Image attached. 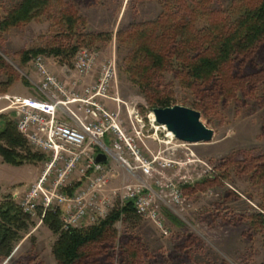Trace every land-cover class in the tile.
<instances>
[{
  "label": "rangeland",
  "instance_id": "374dc122",
  "mask_svg": "<svg viewBox=\"0 0 264 264\" xmlns=\"http://www.w3.org/2000/svg\"><path fill=\"white\" fill-rule=\"evenodd\" d=\"M22 1L0 0V28L10 11ZM262 1L49 0L42 15L5 32L0 29V56L12 71L8 76L14 79L11 89L32 92L35 99H42L38 91L42 78L34 67L38 58L43 59L52 76L64 84L69 92L77 95H83L86 88L99 84L103 68L111 66L114 76L104 104L111 112L120 113L123 127L131 132L123 103L136 107L143 116L153 112L141 87L135 83L138 81L133 80L127 72L139 47L148 45L151 36L160 38L164 29L168 30L170 26L185 28L187 35L184 41L189 44L201 38L206 45L209 40L221 37L228 29L234 28L241 14L254 10ZM157 21L159 27L153 26ZM142 32L147 37L140 39ZM101 34V38H95ZM209 36L212 38L209 39ZM78 39L85 40L86 44L68 63L64 56L59 58L54 55L38 56L28 64L21 61L26 51L66 49L68 45L75 46ZM82 50L97 53L92 71L85 76L75 70V62ZM258 52L260 54L261 49ZM260 59L259 55L255 58L256 65H261ZM234 68L235 65L231 64L221 69L229 96H220L215 102L209 103L205 110H202L204 107L198 85L189 82L186 75L179 78L172 74L164 75L166 85L171 86L168 92L173 91L170 97L173 103L199 112L201 121L214 132L211 143L189 144V148L197 158L216 168L215 176L219 179L214 185L206 183L197 186V191L193 193L188 190L187 196L186 192L183 193L188 204L184 212L170 207L166 194H160L162 199H157L156 203L169 231L167 237L153 223L142 218L118 222L114 228L117 255L113 257V264L127 263H123L118 252L124 250L121 241L128 238L140 242L147 253L146 264H264V225L261 227L260 223L262 220L264 224V185L235 164L221 170V162L239 152L250 153L254 157L264 155V83L254 89L245 86L234 95L231 88L236 81L230 76ZM247 69L249 72L250 68ZM8 77L0 74V83L6 82ZM77 88L82 90L78 91ZM151 133L149 131L148 134ZM157 137L159 140L156 137L146 140L150 152H143L145 158L167 157L170 152L163 151L181 144L174 138L170 145H166L167 140L163 139L161 133ZM109 138L107 144L112 147L114 139L112 136ZM181 151L176 153L177 158L183 157L184 151ZM45 157L46 160L37 165L20 168L2 165L0 202L6 196H23L24 192L37 184L49 167L50 158ZM61 169L62 165L48 172V189H53L58 170ZM108 174L104 194L116 208L118 197L114 192L118 193L123 185L134 183V180L116 157L110 160ZM81 182L83 180L74 175L66 181L65 186L70 189ZM32 220L34 225L16 246L11 259L4 264H57L52 254L57 236L42 224L37 212ZM94 224L87 220L79 229Z\"/></svg>",
  "mask_w": 264,
  "mask_h": 264
},
{
  "label": "built area",
  "instance_id": "2783aa9c",
  "mask_svg": "<svg viewBox=\"0 0 264 264\" xmlns=\"http://www.w3.org/2000/svg\"><path fill=\"white\" fill-rule=\"evenodd\" d=\"M96 55L82 50L75 62L76 72L89 75ZM34 67L42 78L39 92L46 99L12 98L10 101L17 113L18 131L35 152L48 156L50 163L37 184L23 196H13L23 212L33 216L38 208L44 213L61 208L64 230L79 228L87 220L94 224L105 219L114 207L104 194L108 164L95 162L99 154H105L109 160L116 157L134 180L123 185L118 193L114 192L118 205L131 204L140 218L153 223L163 236H169L156 203L162 199L160 194H166L170 207L184 212L188 204L183 188L213 178L216 168L197 158L185 143L168 147L163 151L170 152L167 157L145 158L143 152H150L146 140L154 137L159 140L157 136L161 133L167 140L165 144L170 145L174 136L156 123L153 112L143 116L136 107L124 103L131 132L123 127L120 113L111 112L104 104L114 76L111 66L103 68L99 84L86 88L83 95L69 92L47 71L42 58L35 61ZM149 131L153 134L149 135ZM109 136L114 139L111 149L104 143ZM181 150L183 157L177 158L176 153ZM60 165L62 169L58 170L55 185L48 189V172ZM74 175L84 183L73 196H68L65 183Z\"/></svg>",
  "mask_w": 264,
  "mask_h": 264
},
{
  "label": "trees",
  "instance_id": "16d2710c",
  "mask_svg": "<svg viewBox=\"0 0 264 264\" xmlns=\"http://www.w3.org/2000/svg\"><path fill=\"white\" fill-rule=\"evenodd\" d=\"M47 3L49 0H23L3 20L1 31L5 32L26 24L36 16L42 15L41 12L45 10ZM241 15L234 28L228 29L221 37L216 36L217 38L209 40L206 45L201 38L189 44L184 41L187 35L185 28L170 26L168 30L164 29L160 38L151 36L148 45L139 47L127 72L133 80L138 81L134 82L141 87L142 93L152 105V110L176 106L170 98L173 91L168 92L171 86L166 85L165 74L175 75L176 78L186 75L189 82L198 85L204 107L202 110L209 107V103L215 102L220 96L224 98L229 96L228 85L221 73V69L228 65L229 67L231 64L235 65V68L230 71L231 79L236 81L231 88L232 94L241 92L245 86L254 89L264 83V54H261L264 53V0L254 10H247ZM159 21L153 23V26L159 27L157 26ZM101 36L102 34L95 38L99 39ZM212 36H209V39ZM105 37L109 39V36L105 35ZM145 37L147 36L143 32L139 36L140 39ZM85 40L78 39L75 46L68 45L66 49L29 50L22 54L21 61L23 64H28L38 56L54 55L59 58L64 56L68 63L86 44ZM259 49L262 51L260 54ZM258 55L259 59L261 57L259 61L263 66L255 64L254 60ZM247 68H250V73L247 72ZM11 72L4 58L0 56V74L8 77ZM11 77H8L6 82L0 83V95L7 94L11 89L14 83ZM0 158L4 165L15 168L37 165L46 160L44 155L35 152L29 146L25 137L18 131L14 116L4 114L0 115ZM237 158L240 159L237 161ZM233 164L241 168L244 173H250L259 184L264 185V155L254 157L250 153L239 152L223 160L221 170L228 169ZM218 179V176H214L195 184L193 188L185 187L183 193L186 192V195L188 190L193 193L197 191V186L206 183L214 185ZM82 186L83 182L65 189V193L73 196ZM209 187L213 186H207ZM37 215L42 224L57 236V241L52 248L57 264H113V257L117 255L115 225L120 221L132 222L140 219L131 204L123 207L118 205L105 219L82 229L64 230L61 208L48 210L45 213L42 208H39ZM260 221L263 227L264 224L262 220ZM33 225L32 216L23 212L13 196H6L1 200L0 264L11 259L16 246ZM121 242L124 250H120L118 255L120 253L123 263L146 264L147 253L143 251L138 240L128 238Z\"/></svg>",
  "mask_w": 264,
  "mask_h": 264
},
{
  "label": "water",
  "instance_id": "95a60500",
  "mask_svg": "<svg viewBox=\"0 0 264 264\" xmlns=\"http://www.w3.org/2000/svg\"><path fill=\"white\" fill-rule=\"evenodd\" d=\"M156 123L165 127L174 138L185 144H209L214 140V132L202 121L201 114L193 109L175 106L165 109H154ZM96 164H107L108 156L99 154Z\"/></svg>",
  "mask_w": 264,
  "mask_h": 264
},
{
  "label": "crops",
  "instance_id": "0c3cea01",
  "mask_svg": "<svg viewBox=\"0 0 264 264\" xmlns=\"http://www.w3.org/2000/svg\"><path fill=\"white\" fill-rule=\"evenodd\" d=\"M61 72V71H60ZM64 79L67 78L65 75H61ZM72 90H74V88H71ZM78 91L82 90V88H77ZM39 91V89H38ZM69 91V90H68ZM39 94L41 95V93L39 92ZM35 94L32 93V92H22V91H17L16 88L14 89H11L7 95H3L4 97H1L0 96V115L1 114H4V115H9V116H14V118L16 119V116H17V113L14 109V107L12 106L11 104V101L7 100L9 98H21V99H28V98H33ZM42 96V95H41ZM46 98L44 96H42V99L40 100H45ZM62 119V118H61ZM110 138L107 137L105 139V145L108 149H111V146H109L107 143L109 142ZM111 160V159H110ZM110 160H109V163H110ZM108 163V165H109ZM2 165H4L2 163V160L0 158V171H1V167ZM8 166V165H6ZM11 167V166H10ZM1 183V182H0Z\"/></svg>",
  "mask_w": 264,
  "mask_h": 264
},
{
  "label": "bare ground",
  "instance_id": "6f19581e",
  "mask_svg": "<svg viewBox=\"0 0 264 264\" xmlns=\"http://www.w3.org/2000/svg\"><path fill=\"white\" fill-rule=\"evenodd\" d=\"M171 134H172V133H171ZM172 135H173V134H172ZM45 158H46V157H45ZM38 209H39V208H38ZM42 210H43V209H42ZM37 211H38V210H37ZM37 211H36V212H37ZM43 213H44V212H43ZM86 224H87V223H86Z\"/></svg>",
  "mask_w": 264,
  "mask_h": 264
}]
</instances>
